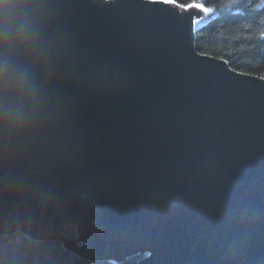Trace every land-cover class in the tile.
I'll return each mask as SVG.
<instances>
[{"label": "water", "instance_id": "1", "mask_svg": "<svg viewBox=\"0 0 264 264\" xmlns=\"http://www.w3.org/2000/svg\"><path fill=\"white\" fill-rule=\"evenodd\" d=\"M21 10L38 40L0 37V56L32 68L45 102L21 130L0 119V234L117 264H264V79L201 55L212 16L0 0V25Z\"/></svg>", "mask_w": 264, "mask_h": 264}, {"label": "trees", "instance_id": "2", "mask_svg": "<svg viewBox=\"0 0 264 264\" xmlns=\"http://www.w3.org/2000/svg\"><path fill=\"white\" fill-rule=\"evenodd\" d=\"M183 7L200 2L216 13L196 31V48L201 53L223 57L240 72L264 77V0H171ZM226 5H231L226 7ZM66 235L76 237L69 225ZM140 257V256H138ZM0 264H117L90 260L68 250L57 240H38L16 232L0 234Z\"/></svg>", "mask_w": 264, "mask_h": 264}, {"label": "clouds", "instance_id": "3", "mask_svg": "<svg viewBox=\"0 0 264 264\" xmlns=\"http://www.w3.org/2000/svg\"><path fill=\"white\" fill-rule=\"evenodd\" d=\"M0 37L10 43L34 44L38 29L21 10L0 25ZM45 102L43 85L37 81L32 68L8 56H0V119L14 130H21L33 122Z\"/></svg>", "mask_w": 264, "mask_h": 264}, {"label": "snow or ice", "instance_id": "4", "mask_svg": "<svg viewBox=\"0 0 264 264\" xmlns=\"http://www.w3.org/2000/svg\"><path fill=\"white\" fill-rule=\"evenodd\" d=\"M155 2L160 3H171V0H155ZM231 5H226V7H230ZM186 9H196L198 14L193 16V19L191 20V24L193 26V29L196 28L197 25H200L205 18L213 16L217 9L213 7L206 6L204 3L200 2H193L188 3L187 5H183ZM260 37L264 38V31L260 32ZM201 55H206V53H201ZM223 59V57H221ZM224 63L227 64V60H224ZM242 75V73H240ZM264 79V77H261Z\"/></svg>", "mask_w": 264, "mask_h": 264}]
</instances>
